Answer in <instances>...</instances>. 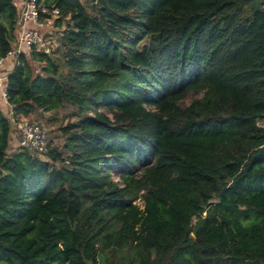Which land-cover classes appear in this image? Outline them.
I'll return each mask as SVG.
<instances>
[{"label": "trees", "instance_id": "trees-1", "mask_svg": "<svg viewBox=\"0 0 264 264\" xmlns=\"http://www.w3.org/2000/svg\"><path fill=\"white\" fill-rule=\"evenodd\" d=\"M39 1L59 48L7 102L72 111L41 157L0 107V264H264V0Z\"/></svg>", "mask_w": 264, "mask_h": 264}, {"label": "built area", "instance_id": "built-area-1", "mask_svg": "<svg viewBox=\"0 0 264 264\" xmlns=\"http://www.w3.org/2000/svg\"><path fill=\"white\" fill-rule=\"evenodd\" d=\"M96 2L94 0L95 4ZM16 8L13 47L5 57L0 58V104L8 111L10 141L14 150L27 149L43 157L48 153V131L35 120L14 117L7 102L6 81L14 67L20 64L21 55L28 57L33 52L50 56L57 51L58 35L62 30L55 26L59 12L48 8L39 0H16Z\"/></svg>", "mask_w": 264, "mask_h": 264}, {"label": "rangeland", "instance_id": "rangeland-1", "mask_svg": "<svg viewBox=\"0 0 264 264\" xmlns=\"http://www.w3.org/2000/svg\"><path fill=\"white\" fill-rule=\"evenodd\" d=\"M143 44L147 45L148 41H144ZM37 70H39L38 67L36 68V71ZM71 111L72 109L70 107H64L57 112L41 113L40 116L30 117V119L37 121L44 128H46L48 131L49 142L52 141V143L56 145L61 143V138L58 137V134L56 133V129L64 125L65 122L69 120L68 116L71 113ZM5 115L7 117V113H5ZM10 146L11 149L14 150L15 147L13 143H11ZM112 179L117 182L119 181V179L113 173H112Z\"/></svg>", "mask_w": 264, "mask_h": 264}, {"label": "crops", "instance_id": "crops-1", "mask_svg": "<svg viewBox=\"0 0 264 264\" xmlns=\"http://www.w3.org/2000/svg\"><path fill=\"white\" fill-rule=\"evenodd\" d=\"M14 4H15V6H16V0H14ZM0 107H3V106L0 104Z\"/></svg>", "mask_w": 264, "mask_h": 264}]
</instances>
